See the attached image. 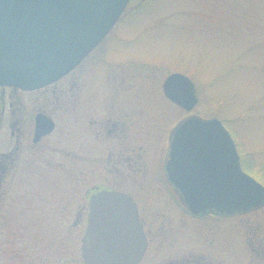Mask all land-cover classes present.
Wrapping results in <instances>:
<instances>
[{
	"label": "flooded vegetation",
	"instance_id": "af4514ba",
	"mask_svg": "<svg viewBox=\"0 0 264 264\" xmlns=\"http://www.w3.org/2000/svg\"><path fill=\"white\" fill-rule=\"evenodd\" d=\"M151 1L130 0L117 22ZM113 27L76 67L55 82L36 89L0 83V227L10 225L12 216L20 225L22 221L31 223L38 212L47 214V199L53 195L63 204L62 215L70 212V177L75 174L86 199L79 205L74 219L85 228L81 257L82 246L89 242L86 231L91 218V198L106 190L130 196L136 204L148 241L139 264L149 258L157 261L156 264H238L231 256H243L235 251L231 254L230 223L235 217L252 214L264 206L235 214L213 209L199 214L191 211L166 170L171 136L181 120L170 129L166 147L159 139L155 143L144 133H141L144 137L139 135L140 130L147 129L149 118L144 91L136 89L141 82L153 78L121 67L120 73L104 78L116 85L111 95L99 97L92 90L96 87L93 80L98 65L110 66L106 58L110 45L107 37ZM169 74L162 82V89ZM169 100L187 116L192 115L195 107L187 110ZM133 135L138 136L132 143L138 144L140 153L127 146ZM235 143L238 148L236 140ZM149 146L154 149L152 164L146 163L151 155L143 154ZM240 162L253 175L246 169L241 153ZM105 175L110 181L107 177L101 180ZM36 181L45 182L46 187L38 188L33 198L32 185ZM37 196L47 197L46 209L38 206ZM253 236L258 238H245V242L262 257L264 237L258 236L257 231ZM54 242L49 245L53 246ZM37 243V238L32 236H15L7 241L1 237L0 264L41 263L42 258L38 259L32 252ZM19 245L29 250L22 253L23 262L16 251Z\"/></svg>",
	"mask_w": 264,
	"mask_h": 264
},
{
	"label": "rangeland",
	"instance_id": "374dc122",
	"mask_svg": "<svg viewBox=\"0 0 264 264\" xmlns=\"http://www.w3.org/2000/svg\"><path fill=\"white\" fill-rule=\"evenodd\" d=\"M107 42L110 66L98 65L93 80L96 87L92 89L97 96L116 91L115 83L104 78L120 73L121 67L153 78L141 82L136 89L144 91L149 118L148 127L145 132L140 130V136L144 133L155 143L159 139L166 147L170 129L190 116L179 110L162 89L170 72L185 74L194 80L199 97L192 114L222 120L238 144L246 169L264 185V0H152L137 13L119 20ZM134 137L138 136L133 135L127 146L140 153L138 144L132 143L137 141ZM153 153L151 146L143 152L151 155L147 164H152ZM105 177L110 181L106 175L101 180ZM32 187L35 198V191L46 186L38 181ZM48 188L53 189L50 185ZM68 197L70 212L62 215L63 204L58 197L37 196L38 206L44 209L47 199V214L38 212L31 223L22 221L20 225L12 216L10 225L0 227V238H37L32 250L38 259L42 258L37 264H86L80 253L85 228L74 220L79 205L86 199L75 174L70 177ZM256 231L264 237V207L235 217L230 223L231 254L235 251L243 256H231L235 263L243 264L245 259L244 264H264V255H256L245 242V238H258L253 236ZM53 241V246L49 245ZM16 251L23 262L22 253L29 250L19 245ZM152 260L140 264L157 263Z\"/></svg>",
	"mask_w": 264,
	"mask_h": 264
},
{
	"label": "water",
	"instance_id": "95a60500",
	"mask_svg": "<svg viewBox=\"0 0 264 264\" xmlns=\"http://www.w3.org/2000/svg\"><path fill=\"white\" fill-rule=\"evenodd\" d=\"M129 0H0V83L46 86L71 71L103 39ZM166 96L187 110L198 102L195 83L171 73ZM193 213L247 212L264 206V185L242 169L235 141L217 117L191 115L171 136L166 164ZM87 264H138L147 237L130 196L101 191L91 198Z\"/></svg>",
	"mask_w": 264,
	"mask_h": 264
}]
</instances>
